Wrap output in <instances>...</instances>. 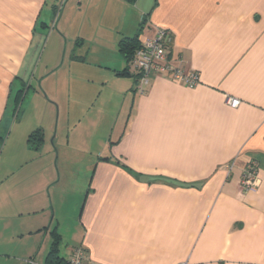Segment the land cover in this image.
Here are the masks:
<instances>
[{
  "label": "crops",
  "instance_id": "obj_1",
  "mask_svg": "<svg viewBox=\"0 0 264 264\" xmlns=\"http://www.w3.org/2000/svg\"><path fill=\"white\" fill-rule=\"evenodd\" d=\"M64 2L0 0V244L50 239L47 258L55 233L65 261L82 247L94 264H264V0ZM161 28L199 83L157 75L141 95L119 44ZM115 110L108 155L60 188L65 131Z\"/></svg>",
  "mask_w": 264,
  "mask_h": 264
},
{
  "label": "rangeland",
  "instance_id": "obj_2",
  "mask_svg": "<svg viewBox=\"0 0 264 264\" xmlns=\"http://www.w3.org/2000/svg\"><path fill=\"white\" fill-rule=\"evenodd\" d=\"M65 2H67V0H65ZM122 118L123 117L118 114V110H115V112H108L103 116L94 115L93 117H85V119H81L82 124L76 131H65L63 141L64 150L60 151V162L56 163L55 160L56 157L59 156L58 153L54 156V164L51 163V172H53L54 175H57L55 176L57 178L56 182L58 181V169H60L65 176L62 180L63 184H61L63 186H60V188H63V190H72V188L76 185L73 181L78 180V177L83 178L85 173H88L87 170L89 168V163L94 162V159L97 157L100 158L108 155V143L111 138L116 136V132L112 134L114 132L113 128L116 124L120 125L122 123ZM69 135L70 142L68 143ZM53 168L55 171H53ZM56 186L57 185L55 184L49 194L46 193L47 196L52 195L53 197L58 191H60L57 190L55 193V190L58 189ZM2 189L9 192L10 186L6 183ZM67 202L69 203V199ZM64 232L66 235L69 230L64 227ZM49 241L50 239L48 240V243L46 242V239L44 242L43 240H40L39 242L36 240L30 244L25 240L17 239L12 242L6 238L2 240L0 244V257L2 256L0 258V264H27L28 262L24 263L21 260H25L24 258H26V253H28L30 247L35 251L32 253V259L35 260L34 264L37 262L39 263L40 261L44 262L48 252V246L50 245ZM20 249H23V253L20 252Z\"/></svg>",
  "mask_w": 264,
  "mask_h": 264
},
{
  "label": "built area",
  "instance_id": "obj_3",
  "mask_svg": "<svg viewBox=\"0 0 264 264\" xmlns=\"http://www.w3.org/2000/svg\"><path fill=\"white\" fill-rule=\"evenodd\" d=\"M172 42L173 34L166 29H158L155 36L141 42L131 61V66L136 71L139 94L144 95L151 85L153 78L164 75L172 81L194 87L199 83V74L196 72L185 74L180 66L172 64ZM230 105L237 107L239 101L231 100ZM231 169V166H228ZM259 184L258 164L251 161L242 174L241 186L244 192L256 191ZM68 264H94L88 252L77 247Z\"/></svg>",
  "mask_w": 264,
  "mask_h": 264
},
{
  "label": "trees",
  "instance_id": "obj_4",
  "mask_svg": "<svg viewBox=\"0 0 264 264\" xmlns=\"http://www.w3.org/2000/svg\"><path fill=\"white\" fill-rule=\"evenodd\" d=\"M127 2L134 4L137 0H126ZM141 42L139 40V36H136L135 38L131 39H123L120 44V51L125 57L126 61L128 63H131L134 54L136 50L140 47ZM122 75H127V71L123 72ZM137 80V76H136ZM23 94V91L19 95V99L22 97L21 95ZM31 142L33 140V145L35 150L39 149V145L44 142V137L43 134L40 130L33 132L30 136L29 139ZM35 141V142H34ZM38 142V144H36ZM54 241L51 247V250L46 258L45 264H68V261L63 260L59 256V243H60V238L57 234L53 233Z\"/></svg>",
  "mask_w": 264,
  "mask_h": 264
}]
</instances>
